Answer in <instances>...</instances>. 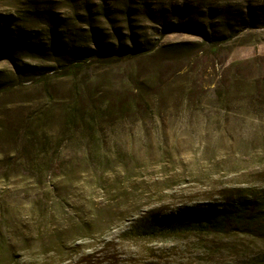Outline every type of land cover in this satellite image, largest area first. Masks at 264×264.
I'll list each match as a JSON object with an SVG mask.
<instances>
[{
    "label": "rangeland",
    "instance_id": "rangeland-1",
    "mask_svg": "<svg viewBox=\"0 0 264 264\" xmlns=\"http://www.w3.org/2000/svg\"><path fill=\"white\" fill-rule=\"evenodd\" d=\"M20 36L0 52V264H203L204 238L144 224L264 193V0H0V40ZM61 141L36 177L32 148Z\"/></svg>",
    "mask_w": 264,
    "mask_h": 264
},
{
    "label": "trees",
    "instance_id": "trees-1",
    "mask_svg": "<svg viewBox=\"0 0 264 264\" xmlns=\"http://www.w3.org/2000/svg\"><path fill=\"white\" fill-rule=\"evenodd\" d=\"M26 45L21 36L15 47L6 39L0 40V52H12ZM104 54L107 60L119 62L138 53L110 50ZM28 72L24 70L23 74ZM73 122L67 121V124L72 126ZM61 144L62 141L55 144V157L48 158L40 156V147L32 148L36 177L54 168L55 159H60ZM245 196L227 198L222 205L189 209L168 219L150 218L144 224L143 233L147 236L170 233L204 238L208 248L203 249V264H264V193Z\"/></svg>",
    "mask_w": 264,
    "mask_h": 264
}]
</instances>
